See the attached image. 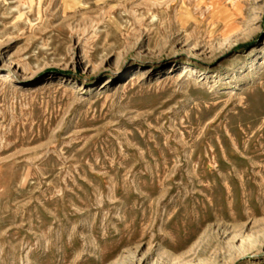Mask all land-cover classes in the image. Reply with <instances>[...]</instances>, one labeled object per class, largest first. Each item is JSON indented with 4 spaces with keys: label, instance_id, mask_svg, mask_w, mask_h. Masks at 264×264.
<instances>
[{
    "label": "rangeland",
    "instance_id": "obj_1",
    "mask_svg": "<svg viewBox=\"0 0 264 264\" xmlns=\"http://www.w3.org/2000/svg\"><path fill=\"white\" fill-rule=\"evenodd\" d=\"M0 264H264V0H0Z\"/></svg>",
    "mask_w": 264,
    "mask_h": 264
}]
</instances>
